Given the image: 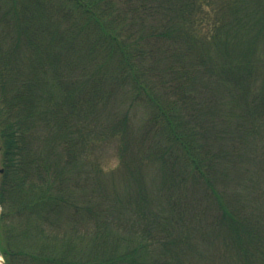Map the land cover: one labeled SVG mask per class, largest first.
<instances>
[{
  "label": "trees",
  "instance_id": "1",
  "mask_svg": "<svg viewBox=\"0 0 264 264\" xmlns=\"http://www.w3.org/2000/svg\"><path fill=\"white\" fill-rule=\"evenodd\" d=\"M134 105H152L153 139L124 147L137 190L121 197L87 156ZM0 152L7 264H186L202 207L223 259L264 264V201L256 226L222 186L235 153L236 192L264 195V0H0Z\"/></svg>",
  "mask_w": 264,
  "mask_h": 264
},
{
  "label": "rangeland",
  "instance_id": "2",
  "mask_svg": "<svg viewBox=\"0 0 264 264\" xmlns=\"http://www.w3.org/2000/svg\"><path fill=\"white\" fill-rule=\"evenodd\" d=\"M191 58L193 59V57ZM164 94L165 92L162 93V95ZM140 106L134 105L131 107V109L129 108L131 115L129 121L132 124H129V127L128 124H126L127 128L125 129L124 131L125 133L123 134V136L118 131H113L111 133L106 132L105 135L102 134L99 136L97 140L93 141L91 147L88 149L89 151L87 156L88 162L95 163L97 165L95 167L96 169L100 168V171L97 172L98 175L100 176L99 179L101 180V183H103V185L108 187L106 189L109 191V193L111 191H114L117 195L121 197L126 196V194L134 195L135 193H131V192H135L137 190V187L134 185L135 184L133 179L134 176L131 175V172L125 170L126 165H124L123 163V156H122L124 155L125 152L124 147L126 146V144H128L131 147H133V149L138 151V149L141 148L140 141L144 139L143 143H145L147 141L146 139L148 137L150 138L152 133L151 126H145L144 124L146 118H148L149 114L152 111V105L149 106L140 105ZM148 128L150 130H148ZM147 132L150 133V135L146 134ZM151 138L153 139L152 136ZM235 140L236 138L230 142L234 145ZM232 154L234 155V157L231 159V161H229L227 165L230 166L228 167V169L232 172L231 175L233 176V178L230 175L229 177L232 178V180H230V184L222 185L226 189L227 194H234L231 196H227L229 200L228 204L232 207L237 204H242L243 207L239 209V215L243 217L245 220H247V222L253 223L254 225L256 224V226L260 225L261 223L259 222V220H261V217H258L257 213L259 212L263 204L264 195L260 196L259 193L258 194L252 193L251 196L244 195L242 197L239 192H236V186L234 182L239 181L244 174L238 170V167L242 161L241 157H239L235 153ZM146 156L148 157V155ZM1 166L2 163H1V152H0V167ZM138 169H140V166H138L137 170ZM153 169H154L153 163L146 164L142 169L143 172L142 175L146 182L145 187L148 190L150 189V184L148 180L151 181V179H149L148 176L154 174ZM188 181L191 182L194 180L190 179ZM177 184L180 185V183ZM188 184L197 185L194 183H188ZM94 188L96 189L95 186L94 187L87 185L84 186V190L87 191L93 190ZM89 194H91V192ZM201 196H203V194L200 192L198 194L197 201L194 202L196 205V209H198L197 206H201L202 204H204V201L200 199ZM248 196L249 199L251 200L252 207L250 206L249 208H252V212L248 209L246 203H244V200L247 199ZM103 199L104 198H102V196H97L96 193L94 195L93 200H95V202H99V201L102 202ZM103 202H104L103 204L106 203L105 201ZM112 206L114 205L112 204ZM199 212L201 214H206L207 217L209 218H206L204 221L202 220L200 221V225H202L201 227L198 226L199 225L198 223L195 222L190 223L189 234L183 236L185 238L183 240H186V245L183 251L185 250V255L187 253L189 254L188 258L185 260L186 264H231L228 260L223 259L224 257H228L232 252H234L231 244L228 242L227 236L224 234L217 233L215 231L216 228L210 229L209 224L204 223L207 220H209V222L212 223V216L208 215L207 210H204V208L202 207L199 208ZM98 215L100 214H96L95 216L97 217ZM84 216L87 217L86 214H84ZM78 229H80V227ZM90 231L91 230H89L88 232ZM93 232H95V229H93ZM122 237L126 238L125 236ZM111 238H116V235L115 236L112 235ZM86 240L88 241V243L90 242V239L88 237L86 238ZM116 241L117 243L120 244L118 250H120V252L124 251L125 248L127 247L126 246L127 243H124L121 239ZM225 243L228 244L230 247L225 246ZM154 244L155 243L151 245ZM248 253L251 254L252 251L248 249ZM253 257L254 256L251 255L246 256V258L250 260L254 259ZM230 259L234 260L235 257H232ZM232 264H243V263L234 261Z\"/></svg>",
  "mask_w": 264,
  "mask_h": 264
},
{
  "label": "water",
  "instance_id": "3",
  "mask_svg": "<svg viewBox=\"0 0 264 264\" xmlns=\"http://www.w3.org/2000/svg\"><path fill=\"white\" fill-rule=\"evenodd\" d=\"M0 264H6V262L0 257Z\"/></svg>",
  "mask_w": 264,
  "mask_h": 264
}]
</instances>
